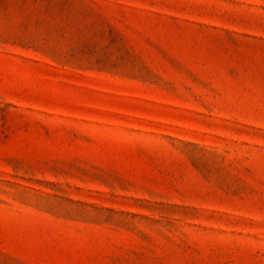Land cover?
<instances>
[{
	"label": "rangeland",
	"instance_id": "374dc122",
	"mask_svg": "<svg viewBox=\"0 0 264 264\" xmlns=\"http://www.w3.org/2000/svg\"><path fill=\"white\" fill-rule=\"evenodd\" d=\"M0 264H264V0H0Z\"/></svg>",
	"mask_w": 264,
	"mask_h": 264
}]
</instances>
